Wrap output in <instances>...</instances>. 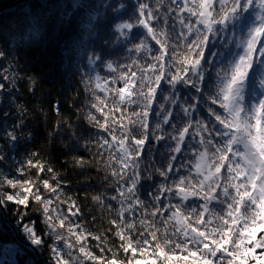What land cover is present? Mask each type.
<instances>
[{
    "label": "snow or ice",
    "instance_id": "6c2138e0",
    "mask_svg": "<svg viewBox=\"0 0 264 264\" xmlns=\"http://www.w3.org/2000/svg\"><path fill=\"white\" fill-rule=\"evenodd\" d=\"M133 10L134 22L115 27L120 36L137 26L146 31L128 50L144 55V60L138 55L130 64L119 65L129 71L119 72L118 79L115 75L104 79L103 86L101 77H95L96 88L105 97L96 96V100L105 105L111 97L113 104L108 112L92 105L104 122L89 116L96 128L111 137L97 133L98 149L107 148L109 158L120 168L111 172L119 199L110 197L120 205L118 219L111 220L119 251L130 253L127 264H249V260L264 264V0H171L163 15L145 0H136ZM172 12L178 33L176 23L169 26ZM148 38L158 49L149 47ZM88 59L94 66L103 63L99 54ZM106 67L117 73L113 63ZM117 82L123 87H115ZM164 85L177 97L171 101L173 107H154ZM178 86L189 89L190 101L187 97L180 101ZM177 105L179 111H175ZM205 110L207 115L202 116ZM152 116L158 120L154 127ZM23 126H13L4 137L14 144V130ZM150 135L156 144L171 141L174 147L165 145L161 158L167 156L166 168H156L163 180L148 192L150 200H143L138 195L140 166ZM27 166L36 168L38 176L53 173L51 167L31 159ZM18 171L23 174V167ZM42 185L50 195H62L59 182L53 187L44 179ZM30 198L41 205L55 241L72 248L60 231L67 229L76 236L84 260L120 264L116 251L107 249L112 258L106 257L103 235L92 236L100 255L89 249L87 236L92 234L71 219L79 214L75 201L65 215L52 206L51 199L42 197L35 181L0 177V208L14 204L26 209ZM93 199L104 202L100 196ZM23 232L32 245L43 244L34 226L25 224ZM52 251L61 256L55 246ZM5 252L15 255L16 249L9 247ZM57 264L69 261L60 259Z\"/></svg>",
    "mask_w": 264,
    "mask_h": 264
},
{
    "label": "trees",
    "instance_id": "16d2710c",
    "mask_svg": "<svg viewBox=\"0 0 264 264\" xmlns=\"http://www.w3.org/2000/svg\"><path fill=\"white\" fill-rule=\"evenodd\" d=\"M145 2L153 9L159 8L161 15L167 13L171 6V0ZM11 3L12 0H0V11ZM135 3L136 0H33L18 12L0 17V50L10 57L12 87L16 98L15 105L9 109L14 114L11 123L14 121V126L24 125L14 130V135L18 136L16 154H20L22 176L35 181L38 187L44 179L53 186L59 182L64 199L69 203L75 201L79 207L76 222L86 233L92 234L89 235L91 238L87 236L89 249L100 255V248L95 246L99 250L96 251L92 247L95 241L92 236L103 235L105 240L101 247H105L106 257L112 258V252L107 251L112 249L116 251L119 262L128 256L119 251L120 241L112 234L115 229L111 220L118 219L120 205L118 200L110 197L117 196L119 199L116 178L112 177L111 172L113 169L119 172L120 168L115 160L109 158L110 151L107 148L98 149L97 133L109 140L111 137L96 128L94 122L89 121V116L104 122V116L92 105L96 103L102 111L108 112L113 104L111 97L105 101V105H100L96 100V96L101 100L105 97L104 92L96 88L98 81L95 77H101L99 83L103 86L104 79L111 80L113 75L118 79L119 72L129 71L128 68H119V65L130 64L138 55L142 62L144 60V55L128 50L146 36V31L137 26L130 33L125 30L126 35L120 36L115 27L125 21L134 22ZM174 16L175 12H172L170 27L176 23L171 19ZM178 32L179 25L176 23ZM7 39L12 42L17 40L15 49L10 50ZM148 39L149 47L158 49L159 46ZM95 54H99L103 61L97 62V66L90 64L88 59ZM109 62L117 67V73L107 69ZM114 86L123 87V84L117 82ZM191 91L194 93V90ZM178 92L180 101L185 97L191 100L189 89L178 86ZM158 95L154 107L163 104L166 108L169 102L177 98L170 93L167 85ZM175 111H179V105L175 106ZM116 115L119 116V113ZM201 115L206 116V110ZM157 122V118L152 116L151 126L154 127ZM164 130L167 132L169 126L165 125ZM166 144L174 147L171 141L162 140L156 144L151 135L146 143L140 166L142 179L138 186V195L143 200H150L148 192L163 180L156 168H166L167 156L163 160L161 158V153L166 152ZM6 152V149L1 148V153L6 155ZM29 159L34 164L40 162L45 168L51 167L53 173L44 171L38 176L36 168L27 166ZM3 164L0 161V168ZM53 175L56 179H53ZM149 175L151 180L147 179ZM95 196H100L104 202L94 200ZM5 207L8 220L23 240L29 241L23 232L24 225L34 226L37 235L43 240L42 245L34 246L46 264H56L52 252L54 238L49 235L41 205L30 199L26 209L24 206L17 208L14 204ZM140 218V215L136 216L137 227ZM158 227L164 230L163 223L158 224ZM13 238L14 234L6 226L0 212V250L7 241H14ZM260 251L257 249V253ZM26 261L27 258L18 257L19 264H25ZM249 264L255 262L249 260Z\"/></svg>",
    "mask_w": 264,
    "mask_h": 264
},
{
    "label": "rangeland",
    "instance_id": "374dc122",
    "mask_svg": "<svg viewBox=\"0 0 264 264\" xmlns=\"http://www.w3.org/2000/svg\"><path fill=\"white\" fill-rule=\"evenodd\" d=\"M6 16H8V15H6ZM3 17H5V16H3ZM7 43L10 46V50H13L16 48L17 40L12 42V40L7 39ZM4 52L5 51L0 50V83H3L4 85H6V87H3L2 89H0V142L4 143V145L2 143H0V157H2V159H0V161H1V163H4L3 166L0 168V177L15 178V179H19V180L23 181V180H27V179H25V177L22 176V174L18 171V169H20V163H19L20 162V157H19L20 154H16L17 148H18V143H17V141H15V143L13 144L10 139L4 137V133L6 131L13 129V126H14L13 122L14 121L12 123H11V121L13 120L14 114L10 113L9 109H11L15 105V101H16L15 92H14L15 90L12 87V74L10 72V57H9V55H7ZM166 106H167L166 108L173 107L171 102H169ZM17 140H18V136H17ZM3 146H5V147H3ZM1 148H2V150L6 149V151H7L6 155L1 153ZM6 156H7V158H5ZM53 187H55V186H53ZM39 188H40V192H41L42 197L49 198L53 201V205H52L53 207H59L65 215H69L68 209H69V205L71 203H69L66 199H64L63 194L59 195V196L50 195L47 191H45L43 189L42 183H41V186ZM5 190L9 191V192L13 191L12 189L7 188L6 186H5ZM34 202H35V204L38 205V202H36V201H34ZM42 217L44 219L43 212H42ZM71 219H72L73 223L78 224L76 222V217H72ZM60 231L63 233V235L67 239L68 243L73 245V247L68 248L64 244L63 241L57 242V241H55V239H53V247L55 246L57 248V250H59L61 252L60 257H56L53 254V259L55 260L56 264H57V261L60 259L68 260L69 264H93V262H91V261L84 260V258L79 254V252H78L79 245H78L76 236L71 235L67 231V229H62ZM13 240L14 241H12V240L7 241V243H5L2 246V248L0 250V258L3 256V253L5 251L4 249L9 248V247H13L16 249V253H15V255H12V258H11L13 260L12 264H19L18 263V257L27 258V261L25 264H38L36 259L34 258V256L33 255H32V257L30 256V254H32L31 252H29L26 248L21 246L19 243H16L17 241H16L15 236H14ZM17 244H19V245H17ZM95 246H97L96 241H94V244L92 245L93 249H96ZM96 251H99V250L96 249ZM128 255H130V253ZM127 259H125L123 262H120V264H127Z\"/></svg>",
    "mask_w": 264,
    "mask_h": 264
},
{
    "label": "water",
    "instance_id": "95a60500",
    "mask_svg": "<svg viewBox=\"0 0 264 264\" xmlns=\"http://www.w3.org/2000/svg\"><path fill=\"white\" fill-rule=\"evenodd\" d=\"M32 1L33 0H12V3H13V4L11 3L12 5H10L6 9L0 11V17L6 16V15H11V14L18 12L19 10L23 9L24 7H26L27 5L32 3ZM0 212H1L2 217H3V221L5 222L6 226L11 229V232L14 234L16 241L21 246H23L29 252L32 253V255L34 256V258L36 259L38 264H46L42 254L39 252V250L34 245L23 240L20 237V235L18 234L17 229L10 223V221L8 220L6 207L0 208Z\"/></svg>",
    "mask_w": 264,
    "mask_h": 264
},
{
    "label": "bare ground",
    "instance_id": "6f19581e",
    "mask_svg": "<svg viewBox=\"0 0 264 264\" xmlns=\"http://www.w3.org/2000/svg\"><path fill=\"white\" fill-rule=\"evenodd\" d=\"M26 241V240H25ZM28 243H30V241H27ZM18 243V242H16ZM31 244V243H30ZM19 245V244H17ZM5 250V249H4ZM2 255V254H1ZM12 255H8L5 251L3 253V256L0 258V264H12Z\"/></svg>",
    "mask_w": 264,
    "mask_h": 264
}]
</instances>
